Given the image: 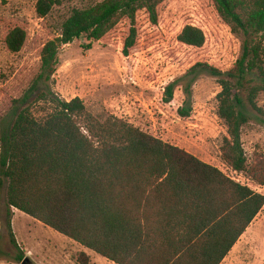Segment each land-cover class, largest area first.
I'll return each mask as SVG.
<instances>
[{"label": "trees", "instance_id": "obj_1", "mask_svg": "<svg viewBox=\"0 0 264 264\" xmlns=\"http://www.w3.org/2000/svg\"><path fill=\"white\" fill-rule=\"evenodd\" d=\"M210 2L224 25L246 38L244 54L229 72L204 62L189 71L208 73L222 88L217 98L227 128L223 160L264 186V170L249 171L241 138L254 118L264 125L257 102L264 93V0ZM164 3L104 0L72 11L60 36L44 45L34 86L12 102L14 122L3 139L0 190L7 185L10 208L115 264H222L264 209L263 194L124 119L100 120L79 97L49 101L42 94L35 104L29 101L40 84L52 80L62 46L82 37L100 43L115 33L122 36L123 56L129 57L143 44L141 17L158 29ZM58 5L60 0H37V15L45 19ZM26 41V30L16 27L6 47L18 54ZM178 42L203 49L207 35L188 24ZM190 89L177 108L186 121L193 112ZM174 93L175 85L167 86L163 101L170 104ZM42 100L53 108L40 118L33 108ZM81 258L89 264L87 254Z\"/></svg>", "mask_w": 264, "mask_h": 264}, {"label": "rangeland", "instance_id": "obj_2", "mask_svg": "<svg viewBox=\"0 0 264 264\" xmlns=\"http://www.w3.org/2000/svg\"><path fill=\"white\" fill-rule=\"evenodd\" d=\"M103 1L60 0V5L42 19L36 12L37 0H0V160L4 135L14 122L12 102L34 86L44 45L60 36L74 9ZM141 20L145 30L143 44L129 57L123 56L122 36L115 33L100 43L82 37L62 46L55 75L50 83L40 84L29 101L35 104L34 100L42 94L49 101L79 97L100 120L109 116L124 119L264 195V186L248 173L234 172L223 160L227 128L219 116L217 96L222 88L217 78L206 72L192 75L189 71L199 62L223 72L233 70L244 54L246 38L233 34L224 25L210 0H165L158 29L152 28L143 16ZM188 24L205 31L207 43L203 49L178 42V35ZM16 27L26 30L27 41L20 53L12 54L6 47V37ZM169 85H175V93L172 102L166 104L163 95ZM189 86L193 112L186 121L179 117L177 108L183 106ZM240 90L236 88L235 93L245 99L246 93ZM40 102L33 109L41 118L53 104ZM257 102L264 111V93ZM241 138L249 171L264 170V125L254 118L243 127ZM82 253L89 256V264H115L10 208L7 185L1 188L0 264H82ZM222 264H264V209Z\"/></svg>", "mask_w": 264, "mask_h": 264}, {"label": "crops", "instance_id": "obj_3", "mask_svg": "<svg viewBox=\"0 0 264 264\" xmlns=\"http://www.w3.org/2000/svg\"><path fill=\"white\" fill-rule=\"evenodd\" d=\"M249 229V228H248Z\"/></svg>", "mask_w": 264, "mask_h": 264}]
</instances>
